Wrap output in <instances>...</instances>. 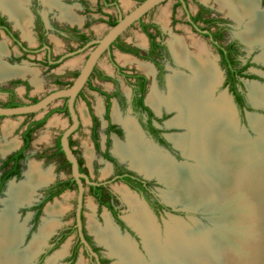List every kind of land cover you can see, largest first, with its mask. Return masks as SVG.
Wrapping results in <instances>:
<instances>
[{"label": "flooded vegetation", "instance_id": "1", "mask_svg": "<svg viewBox=\"0 0 264 264\" xmlns=\"http://www.w3.org/2000/svg\"><path fill=\"white\" fill-rule=\"evenodd\" d=\"M142 1L144 0H133L137 5ZM176 1L172 15V29L178 31L176 25L184 23L187 26L184 31L187 36L200 37L203 39L200 40L212 45L213 54L217 58L216 64L224 71V87L231 94L239 117H242L249 108H252L244 82L248 79L246 76L250 74L248 71L253 67L246 68L251 61L245 62L243 59L245 45L249 46V44L240 38L226 42V32L230 25L226 19L211 15L204 7L197 12L192 11L188 0H184V3ZM263 3L264 0H261L259 5L262 7ZM177 7H182L185 18L176 16ZM122 8L121 0H57L52 6L47 4L46 0H25L22 8L18 10L22 13L24 22L30 30V33L25 35L26 38L22 28L17 25L19 22L17 15L12 9L3 7L0 3V43L4 47L1 62L8 68L34 69L35 64L41 66L42 73L54 74V70L62 68L66 61L79 56L81 53L77 51L97 38L89 33L93 31L89 30V24L93 20H99L110 28L118 22L121 15H124ZM150 15L151 13L131 28L140 26V32L143 35L142 44L127 42L123 39L124 35L121 36L112 46L111 55L106 54L111 64L109 70L101 69L98 63L77 100V104L79 100L84 103L85 117H81L78 112L81 124L78 131L71 136L70 146L78 160L80 173L94 183L89 184L85 178H81L84 186L80 216L82 234L92 253L80 237L77 217L80 190L72 176V166L61 148L62 135L59 138L56 137L55 145H49L51 135L47 142L44 141L45 143L36 140L40 130L46 127L47 123L49 124L48 121L54 113L50 112L42 117L39 115L35 120L34 117L41 113L23 115L27 116L29 121L25 123V120L22 126L17 124L15 131L13 130L8 138L4 137L0 128L1 142L5 143L8 140L12 143L16 140L17 144L7 153L0 154V213L4 208L5 199L8 198L11 185L27 180V173L32 166L31 161L41 164V169L47 170L45 172H50L52 175L50 180L36 189L35 198L33 197L30 203L17 209L19 221L26 225L25 244L28 245L34 235L39 232L43 217H46L48 205L63 200L65 195L71 196L68 210L55 217L59 225L53 229L54 231L48 235L46 242L41 246L40 263L47 257L55 256L64 245L69 243L67 254L60 259L61 264H79L82 260L86 264H108L111 260L113 261L106 246L91 232L89 228L91 218L102 227L110 224L121 236L128 237L141 255H145L142 235L130 220L132 210L123 195L116 189L119 186L137 197L159 229L161 238L165 236L166 223L171 222L169 215L186 218L188 221L189 216L196 215L184 210L185 208L196 211L195 209L183 208L182 205L168 202L162 194L166 187L156 176L148 177L138 172L131 167L129 160H123L114 151L117 143L121 145L128 143V130L125 123L131 121L136 125L142 142L161 150L177 163L193 164L190 163L191 159L187 160L183 157L181 148L171 139V136L183 135L187 131L184 127L170 125L176 112L169 111L165 106L155 109L147 101L152 86L156 85L158 90H168L169 75L180 68L167 39L171 36V31L159 22L153 20L147 22L146 17ZM53 37L59 38L61 43L59 47H56ZM115 50L121 55L130 57L133 60V66L122 65L116 59ZM41 54L43 57L39 58ZM137 62L149 64L152 67L151 72L147 73L139 69ZM63 69L67 71L52 80L56 87L52 88L48 94L60 90V87L65 89L72 85L63 80L69 67H63ZM231 74L238 79L235 86L244 100V108L237 105L236 97L231 91L232 85L229 81ZM38 77L42 84L40 74ZM93 77L97 78L98 83L93 82ZM32 81V74L14 75L0 80V107L34 104L48 95L41 99L34 97L35 86ZM104 81L109 84L106 86L100 84ZM61 102L62 109L67 107L66 99ZM58 113L68 116L69 126L71 124L69 111ZM116 115L118 120H115ZM46 118L43 126L36 125L37 122ZM67 127L65 126L63 132ZM83 127L87 128V131H83ZM16 128H20L18 134H16ZM81 131L89 138L87 144L92 152L91 160L83 153L85 147L84 150L76 147L75 137ZM61 170L69 171V177L59 174ZM89 203L93 208L89 207ZM175 208L178 210H174ZM31 264H34V258Z\"/></svg>", "mask_w": 264, "mask_h": 264}, {"label": "bare ground", "instance_id": "2", "mask_svg": "<svg viewBox=\"0 0 264 264\" xmlns=\"http://www.w3.org/2000/svg\"><path fill=\"white\" fill-rule=\"evenodd\" d=\"M24 1L0 0V3L3 7L12 9L17 15L19 20L17 25L22 28L26 37L30 30L24 22L22 13L18 10L22 8ZM215 1L222 10L227 11L231 18L240 25H245L244 31L240 34L244 42L259 44L264 48V10L260 9V0ZM164 22H167L166 18ZM189 41L190 43L181 37L171 41L176 63L185 71H174L169 76L167 95H160L154 87L148 103L155 109L165 106L169 111L177 113L170 125L184 127L187 131L183 135L171 136V139L194 163L178 164L161 150L142 142L136 125L131 121L125 123L128 130V143L125 145L117 143L116 153L123 160H129L131 167L138 172L148 177L156 176L162 180L168 187L164 191V197L170 203L195 210L205 207L207 211L217 212L218 209L224 210L221 207L227 208V205H229L227 210H233L235 206L231 207V200H237L238 205H236L241 211L234 209L228 220H214V222H222L229 228L231 224L237 225L243 222V229H246L247 225L244 221L249 215L247 212L255 209L258 215V207L263 206L261 204L263 203L262 193H264V157H262L264 120L252 117V123H255L253 127L262 141H254L246 131L240 133L228 95L225 92L218 96V89L222 85V73L216 64L212 50L205 42L194 36L189 37ZM3 54L4 47L0 45V80L26 73L22 69L5 67L1 62ZM261 60L264 62V51L261 54ZM126 62L125 59L122 61V63ZM139 66L146 72L151 71L146 65ZM252 90L255 98L264 103L262 87L254 85ZM115 120H118L117 115ZM10 148L0 146L2 152H7ZM86 155L91 160L92 152L88 148ZM257 155L262 157L261 161ZM40 169L33 163L27 173V180L12 184L8 198L4 201V208L0 213V264H30L41 245L46 242L47 236H43V240L34 239L35 241L33 240L23 249L26 225L19 221L17 214L20 206L30 203L36 189L52 178L50 172H43ZM106 173L105 170L104 174ZM123 188L116 187L131 207L130 220L142 235L150 262L144 260L136 246L130 243L128 238L121 236L110 224L102 227L91 218L89 228L106 246L109 255L116 259L114 264H218L219 262L240 264L238 258L230 259L231 257L227 256L230 249L229 238L237 240V237L229 230L225 231L224 236H220L198 226V232L195 233L177 220L173 224H168L165 243L162 245L160 231L141 202ZM64 201H69V195L64 196ZM253 201H255V208L251 203ZM245 206L248 207L247 211L244 209ZM89 207L93 208L91 203ZM67 209L61 201L48 205L40 233L49 235L53 232V229L59 225L55 217L62 215ZM263 214L261 219L264 217ZM236 215L241 217L240 221L236 220ZM259 219L258 223L264 234V219L262 221ZM256 231L257 234L258 231ZM69 244L64 246L63 251L48 260L47 264H56L58 258L68 251ZM260 244L259 247L256 244L253 245L257 252H254L252 261L242 264H264V241ZM236 250V254L242 252L240 248ZM79 264L84 262L80 261Z\"/></svg>", "mask_w": 264, "mask_h": 264}, {"label": "rangeland", "instance_id": "3", "mask_svg": "<svg viewBox=\"0 0 264 264\" xmlns=\"http://www.w3.org/2000/svg\"><path fill=\"white\" fill-rule=\"evenodd\" d=\"M122 1V6H123V8H122V12H123V14L125 15L126 13H128L130 10H132L134 7H135V5L137 6V4L136 3H134L133 2V0H121ZM138 1H141V0H138ZM261 1V0H260ZM263 1V0H262ZM46 2H47V4H49L50 6L53 4V3H56L57 2V0H53V2H49V0H46ZM176 0H170V1H168L167 3H165V4H163V5H161V6H159L158 8H156L155 10H153L152 12H151V15L149 16V17H146V21L148 22V21H155V22H159L164 28H166L168 31H171L170 33H171V36L170 37H168L167 39H168V41L170 42V45H171V41L172 40H174L175 38H177V37H181V38H184L185 40H187V42L188 43H190V41H189V37H191V35L189 36H187V34H185V28H187V26L184 24V23H179V24H177L176 25V28L178 29V31H174L173 29H172V26H171V22H172V15H173V11H174V7H176ZM188 2H189V4H190V7H191V10L192 11H198L200 8H202V7H204V8H206V10H208V12H210V14L211 15H214V16H216V17H220V18H223V19H226L228 22H229V30L226 32V42L227 41H229V40H232V39H241V37H240V34L244 31V29H245V25L244 24H242V25H240L236 20H234L233 18H231L229 15H228V13H227V11H225L224 9L222 10L220 7H219V5L216 3V1L215 0H188ZM260 6V5H259ZM260 9L261 10H264V3H263V5H262V7L260 6ZM110 10H114V9H110ZM109 10V11H110ZM177 13H175L176 14V16L178 17V18H185V16L183 15V13H182V7H177ZM161 17V18H160ZM166 18V20H167V22L165 23L164 22V19ZM169 25V28H167V25ZM166 25V26H165ZM89 30H93L92 32H89L90 34H92L93 36H95V37H97L96 39H98V38H101V37H103L105 34H106V32H107V29H109V27L107 26V25H105L103 22H101V21H99V20H93L90 24H89ZM183 26V27H182ZM140 32V26H137L136 28H133V29H130V30H128L127 31V33H125L124 34V37H123V39L125 40V41H127V42H130V43H132L133 42V44L134 43H138V44H142V41H143V35L141 34V32ZM193 37V36H192ZM199 39H202V38H200V37H198ZM203 40V39H202ZM242 40V39H241ZM205 41V40H204ZM243 41V40H242ZM206 42V41H205ZM244 42V41H243ZM207 43V42H206ZM246 43V42H245ZM208 45H209V47H210V49L212 50V52L214 51V49H213V47H212V45L210 44V43H207ZM246 44H249V43H246ZM0 45L3 47V44H1L0 43ZM57 47V46H56ZM89 51H90V49H88L87 51H84V53L83 52H81V54L79 55V56H77L76 58H72V59H70V60H68V61H66L65 63H64V65L62 66V68H58V69H56V70H54L53 71V73L54 74H51V73H49V74H46L45 72L44 73H42L43 71V69H41L40 67L41 66H39V65H35L34 64V69H30V70H33L34 71V77H33V80H37L38 81V84H39V86H40V88H38L37 86H35L34 87V97H38V99L40 98H42L43 96H45V95H47L48 94V92L52 89V88H55L56 86L55 85H53V82H52V80L54 79V78H56L59 74L61 75L63 72L65 73V71H67V70H64L63 69V67H65V68H68L69 67V69H68V72H66V74H65V77L63 78V80H64V82L65 83H67V84H72L73 83V81L76 79V76H77V74L79 73V69H80V67L83 65V63H84V61H85V59H86V57H87V54L89 53ZM264 51V48H263V46L262 45H259V44H249V46H247V45H245V50H244V56H243V59H244V61L245 62H247V61H251V63L252 64H254V66L253 67H251L250 68V70L248 71L250 74H253V75H255V76H257V79H245L244 80V82H245V85H246V90H247V93H248V95L249 94H253V90H252V87L254 86V85H257V86H259V87H262V90H264V62L261 60V54H262V52ZM115 53H116V59H118V61H119V58H118V51H116L115 50ZM214 53V52H213ZM4 55V54H3ZM108 55V54H107ZM107 55L105 54L102 58H101V60L99 61V66H100V68L101 69H103V70H105V71H107L105 68H107L108 70H109V67H111V64H110V61H108V59H107ZM119 55H120V53H119ZM122 56H124V57H128V56H126V55H122ZM39 58H41V57H43V54H41V55H39L38 56ZM130 57H128L127 59H129ZM217 59V58H216ZM126 60V59H125ZM130 60V59H129ZM128 60V62H127V64H122L120 61V63L122 64V65H124V66H126V65H130V66H133V60H130L129 61ZM137 64V66H138V68L139 69H141L140 68V66L139 65H146V66H148L149 67V69H151L152 70V67L149 65V64H144L143 62H137L136 63ZM178 65V64H177ZM36 68L37 69H39V73H40V79L42 80V84H40V82H39V77L37 78V75H38V70H36ZM19 69V68H18ZM141 70H143V69H141ZM185 71L184 70V68H182V67H180L179 69H177V70H174V71ZM174 71L171 73V74H173L174 73ZM220 71H221V73H222V82H223V84H222V86L221 87H219V89H218V96L220 95V94H222V93H225V90H228L227 88H225L224 87V79H225V76L223 75V73H224V71H223V69H220ZM109 72V71H108ZM146 72V71H145ZM148 72H151V71H148ZM147 72V73H148ZM36 73V74H35ZM105 73V72H104ZM51 74V75H50ZM170 74V75H171ZM169 75V76H170ZM33 76V75H32ZM169 79V78H168ZM2 80V79H1ZM5 80V79H4ZM33 82V81H32ZM93 82L96 84V83H98V80H97V78L96 77H93ZM36 83V82H35ZM100 84H102V85H104V86H106V85H108L109 83L108 82H101ZM42 85V86H41ZM122 86H123V88H125V86L123 85V83H122ZM157 88L156 87V85H153L152 86V88H151V91H150V93H149V95L148 96H150L151 94H152V92L154 91V89L155 88ZM251 87V88H250ZM61 89H63L62 87H60ZM153 90V91H152ZM157 91H158V93L160 94V95H162V96H165V95H167V93H168V90H158L157 89ZM229 93V92H228ZM229 95V97L231 98V94L229 93L228 94ZM253 96H254V94H253ZM228 97V96H227ZM229 97H228V99H229ZM255 97V96H254ZM147 101H148V99H147ZM55 104H58V102H56ZM231 104V103H230ZM250 104H251V106H253L254 105V103L250 100ZM247 112H250V113H257V114H264V111H262V110H254V109H252V111H247ZM247 112L246 113H244L243 114V116L242 117H238V120H240V124L238 123V121H237V119H236V122H237V124H239V131H240V133H242V131H245V130H243V127H245L246 128V130H247V134H248V136H250V138L251 139H253L254 141H262V138L260 137V135H259V133L257 132V130L253 127V125L255 124V123H252V119L249 117V115L247 114ZM175 114H177V113H175ZM39 115L40 114H38V116H35L34 117V120L36 119V118H38L39 117ZM58 116H60L61 117V119L58 117ZM58 117V120H59V122H57V124L56 125H54V126H59V125H61L62 123H63V121H65L66 122V127L68 126V116H66V115H57V116H54L53 118H51V119H49V121L48 122H52L53 120H55L54 118H57ZM174 119V118H173ZM172 119V120H173ZM26 120V121H25ZM171 120V121H172ZM24 121H25V123L27 122V121H29L28 120V117L27 116H21V117H7V118H0V128H2L3 126H4V124H6V123H14V124H16V126H17V124H19V125H23V124H25L24 123ZM85 124H87L86 122H85ZM49 125H50V123H49ZM20 126V127H21ZM47 126H48V123H47ZM44 127L43 129H41L40 130V132H39V134H38V137H37V141L38 142H44V141H46L47 142V140H48V138H49V136L51 135V142L49 143V145H55V143H56V141H57V138L56 137H61V135H62V132H63V130H64V128H59V127H57V128H49V127ZM54 126H51V127H54ZM178 127H180V126H178ZM17 129V128H16ZM86 129V130H85ZM254 131H253V130ZM83 131H87V128H84L83 127V129H82ZM15 131V130H14ZM19 131H20V128H18L17 130H16V134H18L19 133ZM2 132H3V130H2ZM4 135V134H3ZM77 136L75 137L76 138V141H77V143H76V147H78L79 149L80 148H82V150H84V147H85V152L83 151V153H85V155H86V151H87V148L89 149V147H88V144H87V141L89 142V138L86 136V134L85 133H83L82 131L81 132H79V133H77L76 134ZM5 138H8V137H5ZM35 140V141H36ZM9 141L8 140H6L5 141V143L4 142H1L0 141V145H4V144H7ZM3 143V144H2ZM45 143V142H44ZM46 144H48V143H46ZM46 144H44V145H46ZM37 146V145H36ZM40 147H42V146H40ZM258 150H259V148H258ZM114 151H116V149H114ZM1 154H5V153H1ZM262 157H264V153L262 154ZM262 157L260 156H258L257 155V158L259 159V161H261L262 160ZM190 161V160H189ZM31 164H33L34 163V165H36L39 169H40V167L42 168V166H41V164L40 165H38L37 164V162H35V161H31L30 162ZM190 163H194L193 161H190ZM179 164V163H178ZM182 164V163H181ZM41 170V169H40ZM42 170H44V169H42ZM44 171H47V170H44ZM59 174H64L65 175V177H69V171H62L61 170V173H59ZM145 175V174H144ZM147 176V175H146ZM154 177V176H153ZM158 178V177H157ZM159 179V178H158ZM26 181V180H25ZM159 181L162 183V184H164V186L166 187V189L165 190H163V197H164V191H166L167 189H168V187L166 186V184L162 181V180H160L159 179ZM263 189H264V186H263ZM262 189V190H263ZM264 191V190H263ZM262 196H263V203L261 204V205H263V206H260V207H258L259 208V211H258V215L256 214V212H255V209L253 210V209H251L249 212H247V214H249L248 216H247V218H246V221H244V223L247 225V227H246V229H243L244 227V224H243V222H239L237 225L235 224V225H230V227L231 228H229V226L227 225H225V224H223L222 222H220V223H217V222H214V220H216V221H220V220H222V219H227L228 220V217L230 216V215H232L233 214V212L235 211V210H237L238 209V211H241L238 207H237V205H238V201L237 200H235V199H233V200H231V207L232 206H235V207H233L232 209L233 210H227V208H229V205H227L228 207L226 208V207H221V208H223L224 210H222V209H218V211L217 212H211V211H207L206 209H204L205 207H199V208H197L198 210H197V212H196V215H194V216H189L188 217V219H190V218H193V219H190L189 221L186 219V218H183V219H179V218H176V217H170V219H171V222H168V223H166V228H165V236H166V231H167V226H168V224H170V223H172L173 224V222L174 221H177V220H180L183 224H185L187 227H189V229H191V231L192 232H195V233H197L198 232V226H201V227H203L204 229H206V230H208V231H211V232H213V233H215L216 235L218 234V235H220V236H224L225 234V231L227 230H229V231H231V233L233 234V235H235L236 237H237V240L235 241L234 239H232V238H229V245H230V249H228V257H231L230 259H233V258H238L239 259V261H240V264H242V263H245V262H248V261H252V258H253V255H254V252H257V250L256 249H254L253 248V245L254 244H256L258 247H259V245H261L260 243L262 242V241H264V234L262 233V229H261V227H260V224L258 223V219L260 218H262V214L264 213V193H262ZM35 197V196H34ZM70 198H71V196H69V200H70ZM165 198V197H164ZM61 202H63L64 203V205L65 206H67V208L69 207V201H64V199L63 200H61ZM233 202H235V203H233ZM244 203V202H243ZM252 203V205H253V207L255 208V201H253V202H251ZM172 204H175V203H172ZM237 204V205H236ZM51 205V204H50ZM89 206H90V203L88 204ZM180 205V204H179ZM250 206H251V204H250ZM185 206H183V208H184ZM248 207H246L245 206V210L247 211L248 209H247ZM68 210V209H67ZM66 210V211H67ZM263 210V212H261ZM65 211V212H66ZM209 212V213H208ZM236 213H237V211H236ZM226 214V215H225ZM238 215H240L239 213H238ZM238 215H236V220L238 221H240L241 220V217H239ZM238 216V217H237ZM256 216V217H255ZM263 216H264V214H263ZM185 217V216H184ZM44 218L45 217H43V220H44ZM195 218V219H194ZM234 219V218H233ZM232 219V220H233ZM256 219V220H255ZM259 219V220H260ZM263 219H264V217H263ZM263 219H261V221L263 220ZM254 220H255V222H254ZM188 221V222H187ZM192 222V223H191ZM257 222V223H256ZM260 222V221H259ZM243 225H242V224ZM262 223V222H261ZM257 225V226H256ZM258 225H259V227H258ZM156 226V225H155ZM41 227V226H40ZM156 228H157V226H156ZM243 230H242V229ZM257 228H259V230L257 229ZM258 232H257V231ZM54 231V230H53ZM255 231L257 232V234L255 233ZM28 232V231H27ZM202 232V231H201ZM220 232V233H219ZM260 232V233H259ZM246 233V234H245ZM51 234V233H50ZM49 234V235H50ZM260 234V235H259ZM262 235H263V237H262ZM45 236H47L48 237V235L47 234H41L40 233V229H39V232L37 233V234H35L34 235V237H33V239L30 241V243L34 240V239H37V238H39L40 240H43V238ZM165 236H164V238H161V235H160V238H161V244L163 245L165 242H164V240H165ZM46 237V238H47ZM124 237V236H123ZM259 237V238H258ZM26 238V237H25ZM124 238H128V237H124ZM226 238V237H225ZM35 241V240H34ZM130 241V240H129ZM256 241V242H255ZM29 243V244H30ZM130 243H132L131 241H130ZM254 243V244H253ZM29 244L27 245V244H25L24 243V245H23V249H25L26 247H28L29 246ZM133 245H135L134 243H132ZM255 245V246H256ZM42 246V245H41ZM65 246V245H64ZM64 246H63V248L61 249V250H59L58 252H60V251H63L64 250ZM144 246H145V244H144ZM137 248V247H136ZM237 248H240L241 250H242V252L240 253V254H236V252H237ZM40 249H41V247H40ZM36 250V249H35ZM69 250V249H68ZM236 250V251H235ZM39 251V250H38ZM37 251V252H38ZM147 251V250H146ZM57 252V253H58ZM68 252V251H67ZM67 252L62 256V257H64L66 254H67ZM143 252V251H142ZM56 253V254H57ZM138 253H139V251H138ZM147 253V256H145V258H144V256L143 255H141L140 253V256L141 257H143V259L144 260H146V261H149L150 262V256L148 255L149 253L148 252H146ZM40 256L41 255H38L37 256V258H35L34 259V264H45V261L49 258V257H47L43 262H41L40 263V261H39V259H40ZM238 256H240V257H238ZM54 257V256H53ZM62 257H59L58 258V260H57V263L56 264H61L60 263V259L62 258ZM34 258V257H33ZM113 258V257H112ZM114 260L112 261H110V263H108V264H112V263H115L116 262V259L115 258H113ZM220 260H221V258H220ZM65 261H66V259H65ZM83 261V260H82ZM84 262V264H86L85 263V261H83ZM31 264V263H30ZM218 264H221V262H219ZM226 264H228L227 262H226Z\"/></svg>", "mask_w": 264, "mask_h": 264}, {"label": "water", "instance_id": "4", "mask_svg": "<svg viewBox=\"0 0 264 264\" xmlns=\"http://www.w3.org/2000/svg\"><path fill=\"white\" fill-rule=\"evenodd\" d=\"M168 1L170 0H144L142 1L140 4L135 6L132 10H130L128 13H126L123 16L121 15L118 22L114 26L110 27L103 37L90 41L89 43L86 44L84 48L77 51L78 53H81V52H84L85 50L90 49L88 53V57L86 61L84 62L83 66L81 67L79 75L73 81L70 87L65 88V89L56 90L48 94L47 96H45L44 98H42L41 100H39L38 102L34 104L18 106V107H0V117H14V116H23V115H29V114L43 113L47 111L50 108V106H52L56 102L65 100V99L67 100V107L69 111L71 124L65 129V131L62 134L61 148L67 160L72 166V176L74 177V179L79 185L80 196H79V207L77 211L78 227L80 230V237L82 239V242L86 244V246L89 248L91 253H92V250L87 244V242L85 241L84 236L82 234V224H81L80 216H81V209H82L84 186H83L81 178H85L86 182L89 184H94V183H92L86 175L80 173L78 160L70 146V138L76 131H78L80 124H81L80 117L78 114L77 100H78L80 93L83 91V89L86 87L87 83L89 82L90 77L93 74L95 68L97 67L99 61L105 54L111 55V48L117 42V40L121 36H123L128 30H130L133 26H135L138 22H140L145 16L150 14L153 10H155L159 6L167 3ZM179 1L184 3V0H179ZM204 33H208V32L204 31ZM225 92L227 95L229 94L228 90H225ZM249 98L254 103V105L252 106L254 110L264 111V103L258 101L253 96V94H249ZM229 100L234 109L236 119L238 123L240 124V120H238V117H239L238 109L233 101L232 96L231 98L229 97ZM247 114L249 115L251 119L252 117L254 118L258 117L264 120V114H257V113L252 114L250 112H247ZM243 130H245L247 133V130L245 127H243ZM183 157L186 158L187 160L189 159L185 155ZM182 163H185V162H182ZM174 210H178V209L175 208ZM184 210L186 212L196 213L198 209L196 211H193V210H188L184 208ZM169 217H176L179 219H183L182 217H178L175 215H169ZM190 219H193V218H190ZM41 249L35 254L34 259L37 258V256L41 252ZM145 256H147V253L145 254ZM51 258L52 256H50L45 261V264H47L48 260H50Z\"/></svg>", "mask_w": 264, "mask_h": 264}, {"label": "crops", "instance_id": "5", "mask_svg": "<svg viewBox=\"0 0 264 264\" xmlns=\"http://www.w3.org/2000/svg\"><path fill=\"white\" fill-rule=\"evenodd\" d=\"M53 40H54V43H55V45L57 46V47H59V45H61V43H60V40H59V38H57V37H53ZM143 42V41H142ZM118 58H119V61L122 63V61L124 60V59H126V61L128 62V60L130 59H127L126 57H124V56H122L121 54L119 55V52H118ZM122 58V59H121ZM131 60V59H130ZM129 60V61H130ZM127 62L126 63H122V64H127ZM16 68H19V69H22L23 71H25L26 73L28 72V74H32L33 75V77H34V71L33 70H30V69H27V68H22V67H16ZM27 69V70H26ZM42 69V68H41ZM36 70H38V75L40 74L39 72V69H37L36 68ZM26 73L25 74H23L22 76H25L26 75ZM36 74V73H35ZM38 75H37V78H38ZM37 84H36V83ZM33 83H34V85L35 86H37L38 88H40V86H39V84H38V81L37 80H33ZM62 105H63V103L60 101V102H58V104H53L47 111H45L44 113H41L40 114V117H42V116H45L47 113H54L53 115H52V118L54 117V116H57V115H61V114H59L58 112H61L62 111ZM78 112H79V114L81 115V117H85V108H84V103L83 102H81L80 100L78 101ZM60 119H61V117L60 116H58ZM58 117L57 118H54L55 120H53L52 122H49L50 123V125L48 124V126L47 127H49L50 129L51 128H57V127H61V128H65V126H66V122L65 121H63V123L61 124V125H57V126H54V125H56L57 124V122H59V120H58ZM60 123V122H59ZM51 126H54V127H51ZM15 127H16V124H14V123H8V124H4V126L2 127V130H3V134H4V137H9L11 134H12V132H13V130L15 129ZM11 128V129H10ZM4 131H6V132H4ZM9 143V144H8ZM5 146H8V147H11L10 148V150L13 148V147H15L17 144H16V140H14V141H12V143L11 142H8ZM4 145H0V146H2V147H5ZM9 151V150H8ZM0 152L1 153H7V152H2L1 150H0ZM0 153V154H1ZM87 156V155H86Z\"/></svg>", "mask_w": 264, "mask_h": 264}, {"label": "trees", "instance_id": "6", "mask_svg": "<svg viewBox=\"0 0 264 264\" xmlns=\"http://www.w3.org/2000/svg\"><path fill=\"white\" fill-rule=\"evenodd\" d=\"M224 57H225V60H227L226 58V56L224 55ZM251 66H254V64H252V63H249L247 66H246V68H250ZM232 75V77H231V79L229 80L230 81V84L232 85L231 86V91L233 92V94L235 95V97H236V103H237V105L240 107V108H244V100H243V98H242V96L237 92V89H236V86H235V84H236V82H237V80L238 79H236L234 76H233V74H231ZM246 78H248V79H257V76H255V75H253V74H248L247 76H246ZM229 83V82H228ZM229 84V85H230ZM62 111L63 112H67L68 111V109H67V107L65 106L63 109H62ZM246 111V110H245ZM247 111H252V108H249ZM46 120H47V118L46 119H44L43 121H40V122H37L36 123V125L37 126H39V127H41V126H43L44 124H45V122H46ZM28 142H29V137L27 138V145H28Z\"/></svg>", "mask_w": 264, "mask_h": 264}]
</instances>
